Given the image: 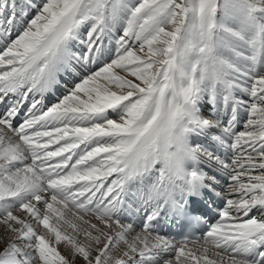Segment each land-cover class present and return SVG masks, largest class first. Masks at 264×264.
<instances>
[{
    "label": "snow or ice",
    "instance_id": "obj_1",
    "mask_svg": "<svg viewBox=\"0 0 264 264\" xmlns=\"http://www.w3.org/2000/svg\"><path fill=\"white\" fill-rule=\"evenodd\" d=\"M78 261L264 264V0H0V264Z\"/></svg>",
    "mask_w": 264,
    "mask_h": 264
},
{
    "label": "bare ground",
    "instance_id": "obj_2",
    "mask_svg": "<svg viewBox=\"0 0 264 264\" xmlns=\"http://www.w3.org/2000/svg\"><path fill=\"white\" fill-rule=\"evenodd\" d=\"M65 87H66V85H63V84H62L61 86H58V89L54 88V89H53V92L48 94L49 97L54 96V97L51 98V101H52L54 98L58 97V94L63 93ZM66 88H67V87H66ZM46 102H48V101H46ZM10 135H11V134H10ZM13 139H15V138H13ZM54 147H55V146H54ZM222 153H223V150H221L219 154L222 155ZM232 198H235V197H232ZM209 218L212 220V222H214V219L216 218V212H215V211H211V212L209 213ZM137 230H139V229H137ZM60 248L62 249L61 246H60ZM61 251H62V250H61ZM62 252H63V251H62Z\"/></svg>",
    "mask_w": 264,
    "mask_h": 264
},
{
    "label": "rangeland",
    "instance_id": "obj_3",
    "mask_svg": "<svg viewBox=\"0 0 264 264\" xmlns=\"http://www.w3.org/2000/svg\"><path fill=\"white\" fill-rule=\"evenodd\" d=\"M60 86H61V85H60ZM66 90H67V88L65 87L63 92H65ZM62 94H63V93H62ZM62 94H61V95H62ZM61 95H59V96H61ZM52 97H54V96H51L50 98H52ZM54 101H55V100H54ZM54 101H53V102H54ZM241 119L243 120L244 117L242 116ZM239 127H240V129H242V124H241ZM222 156H223V153H222ZM67 215H68V217H69L70 219H74V217L71 216V213H70V212L67 213ZM214 221H215V219H214ZM93 222H95V221L93 220ZM41 230H42V229H41ZM42 231H43V230H42ZM60 246L62 247V249L60 248ZM60 246H58V247H59V250H60V251L62 250L63 252H62V251H61V252H62L63 254L66 255L67 252H66L65 248L63 247V245H60ZM77 264H79V261L77 262Z\"/></svg>",
    "mask_w": 264,
    "mask_h": 264
}]
</instances>
